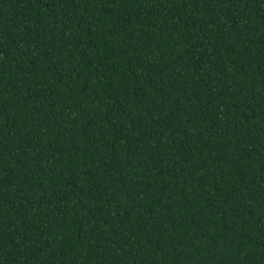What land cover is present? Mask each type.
<instances>
[{"label": "trees", "instance_id": "16d2710c", "mask_svg": "<svg viewBox=\"0 0 264 264\" xmlns=\"http://www.w3.org/2000/svg\"><path fill=\"white\" fill-rule=\"evenodd\" d=\"M0 264H264V0H0Z\"/></svg>", "mask_w": 264, "mask_h": 264}]
</instances>
